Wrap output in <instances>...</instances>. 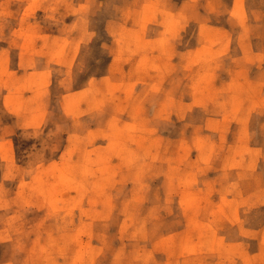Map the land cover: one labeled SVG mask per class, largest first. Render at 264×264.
<instances>
[{
	"label": "rangeland",
	"instance_id": "374dc122",
	"mask_svg": "<svg viewBox=\"0 0 264 264\" xmlns=\"http://www.w3.org/2000/svg\"><path fill=\"white\" fill-rule=\"evenodd\" d=\"M263 159L264 0H0V264H264Z\"/></svg>",
	"mask_w": 264,
	"mask_h": 264
},
{
	"label": "crops",
	"instance_id": "0c3cea01",
	"mask_svg": "<svg viewBox=\"0 0 264 264\" xmlns=\"http://www.w3.org/2000/svg\"><path fill=\"white\" fill-rule=\"evenodd\" d=\"M264 162V159H263ZM264 166V164H263ZM250 180H256V183H253L254 187H250L249 186V181ZM261 175H254L252 177L247 176V183L245 184V182H243L242 184V199H243V203L245 200V197L249 196L251 193H258L259 191L264 190V187H262L261 185ZM249 189H251V192H249ZM241 213H242V222L248 226V227H252V228H258V229H262L264 228V206L258 204V203H252L249 204L247 203L246 207L245 204H243L242 209H241ZM247 244H250V241H246ZM258 245H260L262 243L261 241V237H259L258 241H257ZM259 248V246H258Z\"/></svg>",
	"mask_w": 264,
	"mask_h": 264
},
{
	"label": "bare ground",
	"instance_id": "6f19581e",
	"mask_svg": "<svg viewBox=\"0 0 264 264\" xmlns=\"http://www.w3.org/2000/svg\"><path fill=\"white\" fill-rule=\"evenodd\" d=\"M24 28V27H23ZM245 36V35H244ZM258 64V63H257ZM260 64V63H259ZM263 67V66H262ZM244 76V75H243ZM236 77V76H235ZM230 97V96H229ZM213 152V151H212ZM259 164V163H258ZM257 167V166H256ZM249 168V167H248ZM242 174V173H241ZM189 175V174H188ZM194 176V175H193ZM192 178V177H191ZM240 179V178H239ZM58 183V182H57ZM136 193V192H135ZM242 201V200H241ZM236 206V205H235ZM127 210V209H126ZM236 213V212H234ZM136 217V216H135ZM238 219V218H237ZM143 221V220H142ZM138 252V251H137ZM252 254V253H251ZM136 258V257H135Z\"/></svg>",
	"mask_w": 264,
	"mask_h": 264
}]
</instances>
